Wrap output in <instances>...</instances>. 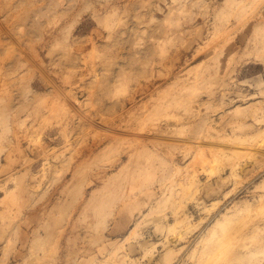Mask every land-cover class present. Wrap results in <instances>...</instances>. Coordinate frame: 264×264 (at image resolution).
<instances>
[{
  "label": "rangeland",
  "instance_id": "1",
  "mask_svg": "<svg viewBox=\"0 0 264 264\" xmlns=\"http://www.w3.org/2000/svg\"><path fill=\"white\" fill-rule=\"evenodd\" d=\"M0 264H264V0H0Z\"/></svg>",
  "mask_w": 264,
  "mask_h": 264
}]
</instances>
